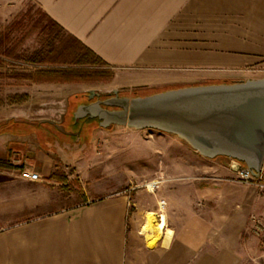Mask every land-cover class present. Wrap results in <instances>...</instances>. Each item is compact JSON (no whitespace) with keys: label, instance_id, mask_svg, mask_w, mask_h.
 I'll use <instances>...</instances> for the list:
<instances>
[{"label":"crops","instance_id":"1","mask_svg":"<svg viewBox=\"0 0 264 264\" xmlns=\"http://www.w3.org/2000/svg\"><path fill=\"white\" fill-rule=\"evenodd\" d=\"M25 1L0 0V28ZM31 1L120 79L178 87L264 77V0ZM26 107L0 121V264H244L264 188L236 180L237 161L155 129L112 125L111 135L90 118L60 125ZM128 133L137 138L129 147ZM98 137L103 153L59 152ZM27 167L40 180L22 179ZM69 167L110 180L66 191ZM150 183L152 194L142 188Z\"/></svg>","mask_w":264,"mask_h":264},{"label":"rangeland","instance_id":"2","mask_svg":"<svg viewBox=\"0 0 264 264\" xmlns=\"http://www.w3.org/2000/svg\"><path fill=\"white\" fill-rule=\"evenodd\" d=\"M115 73L116 71L110 66L95 62L80 42L67 34L35 3L26 0L19 12L0 28V121L12 112L18 110L23 112L27 104L32 115L35 113L40 117L51 118L55 114L59 124L62 125L67 119L72 120V114L77 107L72 108V114V110L69 114L67 113L68 102L75 100L74 94H68L71 91H77V95L80 93L87 95L88 90L94 89L100 96H106L112 95L111 92L116 89L119 96L132 97L146 95L160 89L174 88V84H183L180 81L152 84L153 81L143 77L120 79ZM38 82L44 84L38 85ZM148 84L152 85L148 86ZM23 87L27 90L30 88V95L22 92ZM77 99H81L80 95ZM82 121L84 120L78 124ZM88 121H91L92 126L97 125L94 118ZM109 127L111 130L114 129L112 125ZM129 128L131 127L126 130L132 131ZM109 133L113 135L114 130ZM57 139L61 142L59 135ZM126 141L129 147L136 143L137 138L129 136L128 133ZM115 145L118 148V140L115 141ZM137 148L142 151V144L138 143ZM59 152L103 153V139L98 137L90 146L83 148L62 147ZM85 156L83 154L80 157L85 158ZM67 171L71 179L63 186L66 191L77 193L82 188L88 189V185H90L89 190L92 191L96 186V181L93 180H110L109 174L100 169L90 172L80 170L76 174L74 168L69 167ZM262 176L264 177V173L258 182L264 183ZM234 178L237 180L236 171ZM128 181V187L134 186L128 191L130 194L138 190L139 187H135L134 178ZM257 184L256 182L252 185L264 188ZM142 188L150 194L154 191L153 186L144 185ZM143 201L145 202V198ZM131 208L133 207L130 206V211ZM245 238L247 253L244 264H264V247L259 237L249 233L245 235Z\"/></svg>","mask_w":264,"mask_h":264},{"label":"water","instance_id":"3","mask_svg":"<svg viewBox=\"0 0 264 264\" xmlns=\"http://www.w3.org/2000/svg\"><path fill=\"white\" fill-rule=\"evenodd\" d=\"M86 94L88 99L100 95L94 89ZM111 94L79 104L74 120L96 118L104 128L117 124L173 134L207 158L229 157L259 176L264 164V77L132 97L119 96L116 89Z\"/></svg>","mask_w":264,"mask_h":264},{"label":"built area","instance_id":"4","mask_svg":"<svg viewBox=\"0 0 264 264\" xmlns=\"http://www.w3.org/2000/svg\"><path fill=\"white\" fill-rule=\"evenodd\" d=\"M264 173V168L262 167L259 176L256 178L254 177L250 170L243 164L238 162L236 168V177L237 180L246 183V184H253L258 183L257 185L263 186L264 183L258 182V179L261 180V175ZM19 176L22 179H27L30 181H38L40 180V175L37 171L32 170L31 168H22L19 171ZM249 232L253 236H257L260 239L262 246L264 247V215H251L249 217Z\"/></svg>","mask_w":264,"mask_h":264},{"label":"trees","instance_id":"5","mask_svg":"<svg viewBox=\"0 0 264 264\" xmlns=\"http://www.w3.org/2000/svg\"><path fill=\"white\" fill-rule=\"evenodd\" d=\"M85 48H86V47H85ZM86 49H87V48H86ZM87 50H88V49H87ZM88 52L90 53L91 57L93 58V60H94L95 62L106 64L104 61H102L98 56H96V55H95L94 53H92L90 50H88ZM161 90H165V89L156 90V91H153V92H151V93H154V92H157V91H161ZM149 94H150V93H149ZM79 95H85V93H80ZM75 96H77V95L74 94L73 97H75ZM75 106H76V103H75L73 109L75 108ZM72 112H73V110H72ZM72 112H71V114H72ZM72 119H73V114H72ZM84 119H88V117H84V118L78 119L77 121H74V123H78V122H80L81 120H84ZM94 119L97 121V124H98V119H96V118H94ZM262 180H263V182H264V177H263V176H262Z\"/></svg>","mask_w":264,"mask_h":264},{"label":"flooded vegetation","instance_id":"6","mask_svg":"<svg viewBox=\"0 0 264 264\" xmlns=\"http://www.w3.org/2000/svg\"><path fill=\"white\" fill-rule=\"evenodd\" d=\"M78 96L79 95L75 96V100H74L77 103L76 106H78L79 104H88L91 101L96 100L97 98L104 99V98L108 97L109 95H106V96H100L99 95L98 97H93L92 99H88L87 95H80L81 99H77ZM107 108L113 109L114 107H107Z\"/></svg>","mask_w":264,"mask_h":264},{"label":"bare ground","instance_id":"7","mask_svg":"<svg viewBox=\"0 0 264 264\" xmlns=\"http://www.w3.org/2000/svg\"><path fill=\"white\" fill-rule=\"evenodd\" d=\"M151 183H152V182H151ZM151 183L148 184V185L151 186ZM151 187H152V186H151ZM159 225H160V224L158 223V221H155V218L152 217V218H151V221H150V223H149V229H151V230L156 229V228H158Z\"/></svg>","mask_w":264,"mask_h":264}]
</instances>
